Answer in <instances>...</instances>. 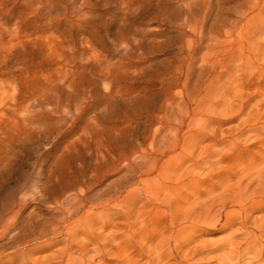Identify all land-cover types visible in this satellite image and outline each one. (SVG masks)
Returning <instances> with one entry per match:
<instances>
[{
	"label": "rangeland",
	"instance_id": "rangeland-1",
	"mask_svg": "<svg viewBox=\"0 0 264 264\" xmlns=\"http://www.w3.org/2000/svg\"><path fill=\"white\" fill-rule=\"evenodd\" d=\"M254 2L0 0V224L20 209V219L41 209L53 217L54 200L79 190L133 192L139 223L129 234L140 236L146 217L152 231L164 222L145 206L144 185H187L181 196L189 199L201 188L256 185L264 172V33L252 38L244 26ZM224 225L222 217L197 235V264H222V251L211 252L237 229Z\"/></svg>",
	"mask_w": 264,
	"mask_h": 264
},
{
	"label": "bare ground",
	"instance_id": "bare-ground-1",
	"mask_svg": "<svg viewBox=\"0 0 264 264\" xmlns=\"http://www.w3.org/2000/svg\"><path fill=\"white\" fill-rule=\"evenodd\" d=\"M252 11L255 14L247 23L245 22L244 26H246L245 31L250 32L249 35L253 38L264 33V24L256 27V23L259 24L260 21L264 23V0H255ZM251 21L256 24L255 29ZM251 28L253 32L250 31ZM254 47L255 44H251L250 52H255L256 47ZM244 60L242 63L247 65L251 59ZM240 62L241 60L238 61ZM203 162L202 159L200 163L196 162L194 168ZM248 173L244 172L245 175ZM262 173L260 171L256 173L258 175H254L255 179L252 181H255L256 185H222L218 187L219 189H213V187L212 190H206L203 194H200L203 188L199 189V185V193L193 192L194 195L190 199L181 196L182 191H186L187 185H144L145 206L151 208L153 214L158 217L156 220H164L163 223L166 226L163 228V223L160 222V227L157 224L156 230L152 231L154 226L151 230L150 217L149 219L146 217V221L142 220L141 223L143 233L140 236L129 234V231L134 230L135 225L139 223L134 219L135 214L130 205L129 197L133 192H125V190L124 196L116 191L113 195L94 197L91 194L89 197L87 195L90 189L79 190L76 191L77 193L72 191L75 194L63 195L54 200L55 217L40 214L41 209L39 213L31 211L27 218L20 219V209L7 222L5 221V224H0V240L6 242L7 239V242L0 246V261L5 259L16 264H93L97 258L101 264H107L106 258L110 257L113 264H197L199 261H204L200 247L196 246L199 243L197 235L199 236L202 228L216 227L223 217L225 228L233 230L236 225L237 229L211 253L222 251L223 255L220 256L222 264H264V215L251 218V213L264 205L261 202L263 200L261 198H264V172ZM161 176L164 175L161 174ZM124 186L120 185V189ZM112 207H119L121 213H112ZM263 209L260 210L263 211ZM118 215L121 219L119 222L124 223L121 231L118 227L120 224L115 223ZM96 226L98 230L95 231ZM200 234L202 236V233ZM10 235L12 236L9 237ZM16 243L18 246H15ZM28 243H31L30 248H19L20 245ZM59 244H63L62 248L49 252L51 248ZM6 251L9 253L5 254ZM195 256H199L197 260H194ZM190 260L194 262H189Z\"/></svg>",
	"mask_w": 264,
	"mask_h": 264
}]
</instances>
